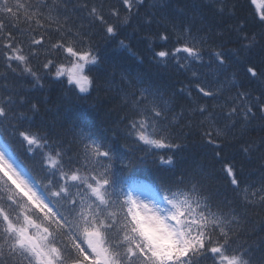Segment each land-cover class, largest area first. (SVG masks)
Returning <instances> with one entry per match:
<instances>
[{"label":"snow or ice","instance_id":"snow-or-ice-1","mask_svg":"<svg viewBox=\"0 0 264 264\" xmlns=\"http://www.w3.org/2000/svg\"><path fill=\"white\" fill-rule=\"evenodd\" d=\"M250 6L256 30L236 0H0V264H264L250 215L264 224V0ZM134 21L161 75L186 82L113 77L111 130L45 120L32 93L99 87L89 29L115 38ZM193 131L215 159L240 157L222 169L230 195L174 171Z\"/></svg>","mask_w":264,"mask_h":264},{"label":"trees","instance_id":"trees-1","mask_svg":"<svg viewBox=\"0 0 264 264\" xmlns=\"http://www.w3.org/2000/svg\"><path fill=\"white\" fill-rule=\"evenodd\" d=\"M107 2L114 3L115 0H107ZM180 3L182 5L187 4L191 6L194 3H201V0H180ZM236 3V17L238 19H247L249 28L256 30V26L251 18V13L254 9L250 6V0H236ZM199 11L207 14V11L203 8L199 9ZM136 23L137 22L134 21V26L122 28L120 34L115 38L106 37L99 26L89 29L93 33L92 40L98 47L99 54L104 61V63L99 66L98 72L95 73L99 78V87L83 99L77 98L75 92L69 91L60 84L47 86L43 94L32 93L36 99L42 100L44 96L48 97L49 102L42 106V116L45 120H53L58 113L60 119L65 123V130L71 129L74 124L84 119H87L99 127H106L111 130L116 127V122L122 114L119 107V98L116 93H108L105 91L108 87L107 82L111 81L113 77L117 84L120 82V73H127L132 76H143L155 80H164L167 83H171L172 81L179 83V81L182 80L186 82V78L183 74H177L171 69L169 70L172 78L171 80L167 79V74L161 75L163 70L151 63L149 59L150 52L146 47V42L141 39L146 30L143 28H136ZM120 40H124L126 44H129L136 55H132V53L122 49L119 44ZM137 56L143 59V63L137 59ZM252 58L257 62L259 61L258 50L252 54ZM120 86L124 87V85ZM44 108L51 109V111L45 112L43 110ZM199 140V135L193 131L188 140L189 148L181 154L182 169L196 171L205 170L210 172L213 177L214 187L218 188L221 193H228L230 195L229 186L222 169L226 163L233 160L239 161L240 157L232 148L226 147L223 157L219 160L215 159L211 153H209V157H206L209 161L205 158L197 159L198 153L194 146H196V143H199ZM218 161L221 166L220 168ZM216 163H218V165ZM144 171L149 173L150 166H144ZM165 174L167 173H164V175ZM250 215L252 220L256 223L257 233L264 235V231H261V229H264V224L260 222L261 217H258L255 212ZM262 216H264V214H262Z\"/></svg>","mask_w":264,"mask_h":264},{"label":"rangeland","instance_id":"rangeland-1","mask_svg":"<svg viewBox=\"0 0 264 264\" xmlns=\"http://www.w3.org/2000/svg\"><path fill=\"white\" fill-rule=\"evenodd\" d=\"M195 147V149L197 150V159H200V158H205L206 159V157H209L210 155H209V153H205L200 147H199V143H196V146H194ZM206 160H208V159H206ZM209 161V160H208ZM218 163H219V161H218ZM218 163H216L217 165H218ZM221 166H220V163H219V168H220ZM196 169H197V167H196Z\"/></svg>","mask_w":264,"mask_h":264},{"label":"bare ground","instance_id":"bare-ground-1","mask_svg":"<svg viewBox=\"0 0 264 264\" xmlns=\"http://www.w3.org/2000/svg\"><path fill=\"white\" fill-rule=\"evenodd\" d=\"M102 81V80H101ZM219 175V174H218ZM221 182V181H220ZM224 191V190H223ZM228 194V193H227ZM256 218V217H255Z\"/></svg>","mask_w":264,"mask_h":264}]
</instances>
